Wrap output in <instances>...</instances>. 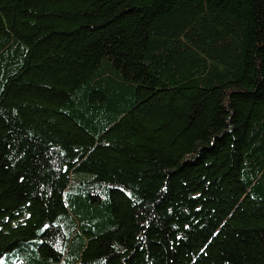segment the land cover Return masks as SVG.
<instances>
[{
  "label": "trees",
  "instance_id": "1",
  "mask_svg": "<svg viewBox=\"0 0 264 264\" xmlns=\"http://www.w3.org/2000/svg\"><path fill=\"white\" fill-rule=\"evenodd\" d=\"M0 264H264V0H0Z\"/></svg>",
  "mask_w": 264,
  "mask_h": 264
}]
</instances>
